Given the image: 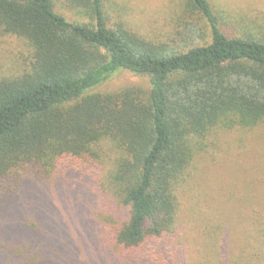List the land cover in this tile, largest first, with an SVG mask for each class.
<instances>
[{
  "label": "trees",
  "instance_id": "trees-1",
  "mask_svg": "<svg viewBox=\"0 0 264 264\" xmlns=\"http://www.w3.org/2000/svg\"><path fill=\"white\" fill-rule=\"evenodd\" d=\"M105 1L68 0L79 23L53 0H0V35L27 51L0 74V264H67L70 251L73 264H188L178 194L190 168L215 133L264 124V30L225 36L209 0H183L209 42L191 22L178 42L153 41L111 22ZM121 70L147 88L95 91ZM75 176L108 219L66 236L46 209L20 220L29 188L57 183L59 198Z\"/></svg>",
  "mask_w": 264,
  "mask_h": 264
},
{
  "label": "rangeland",
  "instance_id": "rangeland-1",
  "mask_svg": "<svg viewBox=\"0 0 264 264\" xmlns=\"http://www.w3.org/2000/svg\"><path fill=\"white\" fill-rule=\"evenodd\" d=\"M53 1L55 11L67 20L87 22L68 7V0ZM209 4L225 36L242 37L264 30V0H209ZM105 7L111 22L121 20L131 31L148 40L178 42L187 22L202 28V44L210 40L209 28L203 19L199 21L183 14V0H106ZM26 55L22 43L0 35L1 75L12 72ZM119 72L95 91L113 92L128 86L147 88L146 78ZM210 141L190 168L178 194L187 263L218 264V259L223 258L219 253L221 232L228 226L229 239L224 244L226 260L222 264H264V124L249 130L217 132ZM56 184L50 183L44 188L43 195H33L30 188L26 191L21 221L26 218L33 222L32 216L36 217L37 213H30V208L41 212L46 209L54 219L52 225L55 229L63 225L65 229L61 232L66 236L68 232L70 235L88 232L96 221L108 219L106 213H97L93 206L92 184H82L76 176L65 178L64 194L59 198ZM79 220L84 221L83 228L79 227ZM66 256V263L73 264L74 252ZM82 256L80 261L84 259Z\"/></svg>",
  "mask_w": 264,
  "mask_h": 264
}]
</instances>
